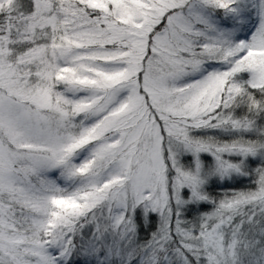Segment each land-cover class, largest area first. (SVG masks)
I'll return each instance as SVG.
<instances>
[{
	"label": "snow or ice",
	"instance_id": "6c2138e0",
	"mask_svg": "<svg viewBox=\"0 0 264 264\" xmlns=\"http://www.w3.org/2000/svg\"><path fill=\"white\" fill-rule=\"evenodd\" d=\"M0 264H264V0H0Z\"/></svg>",
	"mask_w": 264,
	"mask_h": 264
}]
</instances>
